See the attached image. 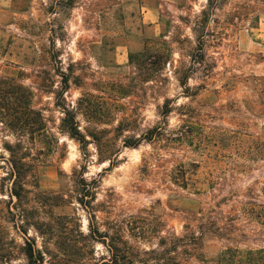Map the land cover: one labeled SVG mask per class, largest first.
<instances>
[{"label": "rangeland", "instance_id": "1", "mask_svg": "<svg viewBox=\"0 0 264 264\" xmlns=\"http://www.w3.org/2000/svg\"><path fill=\"white\" fill-rule=\"evenodd\" d=\"M207 4L0 0V264L264 248V0Z\"/></svg>", "mask_w": 264, "mask_h": 264}, {"label": "trees", "instance_id": "2", "mask_svg": "<svg viewBox=\"0 0 264 264\" xmlns=\"http://www.w3.org/2000/svg\"><path fill=\"white\" fill-rule=\"evenodd\" d=\"M222 0H208V4H207V9H217L218 5L220 4ZM207 12L204 11V13ZM159 58V57H158ZM154 63H151V65H153ZM64 124L67 122V119L63 120ZM74 122V120H73ZM67 132L70 136H72L73 138H77L80 135V131L78 130L77 125L75 124V126L71 127V128H67ZM29 226L34 227V229L36 230V232L39 235H44L45 233L42 231L41 226H39L38 224H28ZM217 231V230H215ZM213 231V227H211V225H206L202 227H200V232L201 235H205V234H213V235H218L221 236V234H217V232ZM160 232L157 233V235ZM152 234V233H150ZM25 239H24V247L22 248V252L23 255L25 256V259L27 261V264H45L46 263V255L44 254V252L38 248L37 246V242H36V238H31L30 236H28V233L25 234ZM202 236L200 237V239H202ZM104 237H108V236H104ZM107 239V238H106ZM112 239V238H111ZM164 239V238H162ZM166 240V239H164ZM163 240V241H164ZM104 244H107L108 247L110 248V253H111V259L109 260V264H127V263H131L132 260H130L129 258V252H124L123 251V256L119 257V252L121 250H119V248L117 246L114 245L113 240L110 242V244H108L106 241L107 240H102ZM164 244H162L163 246ZM155 253V251L153 252ZM159 253V251L157 252ZM148 254V253H146ZM126 255V256H125ZM245 256V257H244ZM158 261H164V263L167 264H171L173 262L172 258H166L165 256H161L159 259H157ZM134 262V261H133ZM140 263L142 264H148L150 262H148L147 260H140ZM204 264H264V248L259 249V250H255V251H247V252H241L238 249H228L225 252H223V254L221 255V258L219 260L218 263H208L206 260L203 261Z\"/></svg>", "mask_w": 264, "mask_h": 264}]
</instances>
